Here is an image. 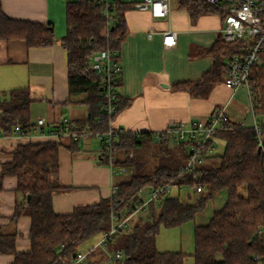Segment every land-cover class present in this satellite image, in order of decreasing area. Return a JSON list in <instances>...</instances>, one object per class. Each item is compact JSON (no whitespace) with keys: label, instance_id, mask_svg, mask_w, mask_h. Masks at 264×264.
Returning a JSON list of instances; mask_svg holds the SVG:
<instances>
[{"label":"trees","instance_id":"obj_1","mask_svg":"<svg viewBox=\"0 0 264 264\" xmlns=\"http://www.w3.org/2000/svg\"><path fill=\"white\" fill-rule=\"evenodd\" d=\"M193 16L216 12L204 0H181ZM132 5L123 0L112 1L114 22L109 25L102 5L94 0H67V31L61 44L68 52V87L70 95L83 94L88 114L76 121L77 129L105 131L119 110L125 106L117 92L115 111H106V77L91 71L94 54L111 49L118 62L121 42L127 32L125 13ZM25 39L29 46H49L55 41L52 23L12 19L0 5V39ZM250 47L249 39L226 41L221 34L206 53L213 57L211 68L197 80L175 83L174 90L189 92L196 98H208L216 85L224 82L230 61ZM120 84V77L116 87ZM249 89L253 111L264 133V49L251 67ZM32 99L28 88L0 91V132L11 134L15 125L32 130ZM64 129L63 124L54 126ZM111 164L125 169L130 176L120 182L115 194L101 197L92 204L77 205L71 212L57 213L52 204L55 194L66 189L59 179L61 146L72 153L80 151V140L61 135L57 140L19 143L12 150V159L3 164L2 176L15 175L17 190L24 202L17 204L13 218L22 213L31 217V250L16 253L15 234L0 233V253H15L12 264H72L85 241L108 230L112 214L127 215L146 186L157 188L171 181L174 195L163 194L149 203L147 216L130 221L126 231L118 232L110 249H123L125 264H184L182 250L160 251L156 238L161 226H180L195 220L208 199L225 189V204L214 211L205 224L195 223V264H264V154L259 148L253 126L231 123L215 133L225 142L222 154L202 155V162L193 172L181 171L189 157V142L174 141L167 136L156 141L154 132L135 133L117 129ZM67 140V142L65 141ZM133 151V152H131ZM151 152V159L146 158ZM102 162L110 164V155L100 153ZM203 185L193 203L180 199L182 186ZM246 187V194L240 188ZM1 188V178H0ZM263 229V233H258ZM94 263V262H93ZM96 264V263H94Z\"/></svg>","mask_w":264,"mask_h":264},{"label":"crops","instance_id":"obj_2","mask_svg":"<svg viewBox=\"0 0 264 264\" xmlns=\"http://www.w3.org/2000/svg\"><path fill=\"white\" fill-rule=\"evenodd\" d=\"M66 1L0 0L3 12L10 18L52 23L55 30V41L49 46H29L21 38L0 39V91L28 88L32 121L43 118L47 132L23 138L0 132V233L15 234L16 253L31 250V217L26 213L12 217L17 204L24 202V195L17 190L15 175L2 176L3 164L12 159V150L19 143L57 140L50 135L52 127L66 118L78 121L88 114V105L81 101L84 95H70L68 87V52L61 44L67 31ZM123 1L132 5L125 13L127 32L117 62L121 67L117 91L125 106L110 125L130 133L157 132L171 123L206 119L214 109L224 105L232 123L253 126L255 113L246 86L233 90L222 82L208 98H196L189 92L172 88L175 83L201 78L211 68L213 57L206 50L222 34L224 26L218 9L193 16L181 0H171L168 17L154 19L149 12L133 7L138 0ZM150 29L156 31L151 38L147 37ZM166 29L177 33V43L169 49L162 43L161 33ZM93 147L80 145V151L75 154L66 146L60 147L59 179L66 189L53 196L57 213H68L77 205L92 204L112 195L116 176L111 166L102 162L100 149ZM146 188L152 187L143 189ZM178 194L181 200H190L189 203L196 196L189 199L186 188L179 189ZM204 209L195 220L179 226L184 264H195V223H207L215 211L208 217L203 214ZM100 238L83 251L92 249ZM90 258L102 264L105 253L96 248ZM14 261L15 253H0V264Z\"/></svg>","mask_w":264,"mask_h":264},{"label":"built area","instance_id":"obj_3","mask_svg":"<svg viewBox=\"0 0 264 264\" xmlns=\"http://www.w3.org/2000/svg\"><path fill=\"white\" fill-rule=\"evenodd\" d=\"M83 1V0H78ZM102 5V13L108 20L109 25L114 22V14L112 13L113 0H94ZM221 12L224 26L222 29L223 38L226 41H234L237 39H249L250 47L244 54L236 55L230 61L227 71V76L224 83L235 90L241 86H246L249 89V75L251 67L259 60L260 53L264 49V0H204ZM135 9L145 10L149 12L152 18L161 19L168 17L171 8V0H138L133 4ZM154 29H150L147 37L151 38L155 34ZM176 31L173 29L164 30L162 35L163 46L167 49L172 48L177 43ZM111 49H103L94 54L91 58L89 67L91 71L106 77L105 96H106V111L112 114L115 111L114 100L117 99L118 78L121 74V67L114 62ZM249 95L252 103V96L249 89ZM253 109V103H252ZM254 114L253 127L257 133L259 148L264 154V133L260 126V120ZM230 116L226 107L220 106L212 111L206 119H194L189 123H171L165 130L154 132L155 140L161 141L167 136L174 141H188L189 157L185 166L181 171L193 172L198 164L202 162V155L213 154L215 144L209 143L214 138L215 133L220 130H225L231 124ZM64 129L59 131L52 127L50 135L59 138L65 135L74 140H82L89 136H95L100 140V153L110 155V166L114 174L125 172V169H118L112 166L111 158L113 153V145L117 139V128L112 125L105 131H79L76 126V121L72 119H64L62 121ZM45 120L38 118L35 122V127L32 130L24 129L19 124L15 125L12 134L18 137H30L34 134L46 135ZM139 136L140 133H135ZM174 187L171 181L157 187L151 188L147 198L141 196V191L138 193V199L131 206L130 212L127 215L120 216L116 212L112 214V223L108 230L101 233V238L96 245L88 251H79L72 264H94L90 258L91 252L96 249H102L105 253V259L102 264H125L126 255L123 249H110L109 243L113 241L114 236L118 232L126 231L130 221L137 217L142 211L147 210L149 203L157 200L160 195L169 194ZM190 187V188H189ZM186 188L189 199L193 198L196 193L202 192L203 185L197 186H182L180 189ZM117 187L113 185L112 194H115ZM185 200V199H184ZM187 201V200H185ZM190 201V200H188ZM187 201V202H188ZM263 229L258 233H263Z\"/></svg>","mask_w":264,"mask_h":264},{"label":"rangeland","instance_id":"obj_4","mask_svg":"<svg viewBox=\"0 0 264 264\" xmlns=\"http://www.w3.org/2000/svg\"><path fill=\"white\" fill-rule=\"evenodd\" d=\"M67 142V140H65ZM86 144H90L91 147L93 148H101V144H100V140L95 137V136H89L87 138H83L80 142V145L83 147ZM215 150L214 153L215 154H222L224 152L225 149V142L224 140L220 139V138H216L215 139ZM133 152V151H131ZM148 155H146V158L151 159V152L149 151L147 153ZM116 176V181L120 182L124 179H127L130 176V172H121L119 174H115ZM190 188V187H189ZM142 195L145 196V198L148 197L149 195V188L146 189H142ZM240 191L242 194H246V187L243 186L240 188ZM176 188L173 187L171 189V191L169 192V194L174 195L176 194ZM221 195V196H220ZM225 189H222L218 192L215 193V195H213V197L211 199L208 200L207 206L205 207L203 214L207 215L208 217L213 213L214 210L221 208L225 202H226V196H225ZM148 210H144L142 211L138 216H143L145 213L147 216V212ZM204 215V216H205ZM144 216V218H145ZM101 237V234H97L94 237H92L91 239L85 241L84 243H82L79 247V250H85L86 248H88L87 246L92 244L93 242H96L98 240V238ZM156 245L157 248L160 251H177V250H181V238H180V229L179 226H174V227H165V226H161L160 231L157 235L156 238Z\"/></svg>","mask_w":264,"mask_h":264}]
</instances>
